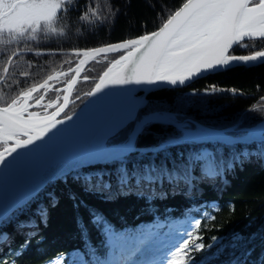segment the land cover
Wrapping results in <instances>:
<instances>
[{"label":"trees","instance_id":"16d2710c","mask_svg":"<svg viewBox=\"0 0 264 264\" xmlns=\"http://www.w3.org/2000/svg\"><path fill=\"white\" fill-rule=\"evenodd\" d=\"M184 2L73 0L58 22L62 33L53 34L42 28L36 41L25 38L9 42L5 38V44L0 45V74L17 49L81 50L132 39L160 28ZM92 9L96 15H90L86 21L80 19ZM245 44L248 46L244 47ZM255 51H264V39L242 42L230 53L247 55ZM126 52L127 49L102 55L85 69L74 90V101L63 117L82 105L111 62ZM81 57L70 53L37 56L31 52L16 56L5 83L0 85V95L4 97L0 105L6 106L22 89L42 83L55 72H67ZM24 71L30 75H21ZM65 74L49 81L51 86L47 90L33 93L31 104L36 103L37 96L44 98L31 107V112L45 115L59 107L67 86L65 81L75 73ZM85 76L89 79L84 80ZM212 86L216 91H210ZM50 102L53 106L46 107ZM150 112L168 114L189 128L231 129V135H244L247 128L264 119V62L229 67L188 87L151 93L136 118L106 143L128 141L135 125ZM181 135L175 125L150 121L142 126L134 143L137 147H155ZM152 168L157 170L154 180L137 187L136 179ZM122 170L130 177L129 188L118 186ZM169 175L181 179L169 182ZM90 177H103L111 188L99 184L93 188L86 184ZM94 213L103 217V224L93 222ZM197 222L199 228L195 227ZM3 226L12 235L10 243L0 249V259L6 264H106L109 233H114L119 244L125 246L129 242L122 237H137L151 231L162 237L161 243L174 240L168 261L188 232L202 236L205 244L212 243L213 236L252 234L246 246L235 253L229 248L218 259L208 255L215 247L193 252V264H205L206 256L210 264H229L233 255L240 264H264V140L235 144L181 141L163 151L132 152L120 159L77 168L49 182L28 203L6 217ZM161 243L141 246L123 264L153 262L163 252Z\"/></svg>","mask_w":264,"mask_h":264},{"label":"snow or ice","instance_id":"6c2138e0","mask_svg":"<svg viewBox=\"0 0 264 264\" xmlns=\"http://www.w3.org/2000/svg\"><path fill=\"white\" fill-rule=\"evenodd\" d=\"M73 0H0V45L5 44V37L9 42L22 41L25 38L31 41L38 39L37 33L45 29L49 33L60 34L63 28H58V22L62 21L67 6ZM96 15V10L85 11L80 19L88 20L89 16ZM264 39V0H186L182 6L172 14L158 31L146 34L135 40H129L120 44L108 45L89 50H74L73 55L80 59L75 69H71L75 75L67 79L64 91L71 93L77 83L76 77L84 70L86 61L96 59L101 53L120 51L127 49L126 55L120 56L111 62L103 72L94 90L87 93L93 96L103 88L111 84L148 83L164 81L172 85L185 84L193 77L206 71L216 70L229 65L231 62H264V51H255L251 55L237 56L229 53L233 44H240L245 38ZM247 47L248 45H243ZM23 49H17L8 57L7 64L10 66L14 57L19 56ZM55 55V52L35 51V55ZM99 62V61H97ZM70 63V62H69ZM9 67L3 68L0 76V85L5 83ZM21 75L28 77L29 72L24 71ZM65 73L55 72L49 75L42 83L33 84L27 89H22L20 94L12 99L6 106H0V165L5 164L8 156L17 152V149L26 148L36 140L42 139L52 129L63 121L56 119L60 112L67 107L69 97H63V105L56 108L50 115L39 119L38 113L27 112L29 107L27 100L39 89L47 90L58 77ZM89 77L85 76L84 80ZM209 91V89H206ZM210 91H216L212 86ZM43 95L35 98L39 105ZM4 97L0 95V100ZM50 102L46 107H52ZM261 110V109H256ZM27 112L28 118H25ZM71 119V117H67ZM21 133L26 139H21ZM14 141V143H9ZM170 139L162 142L165 147L170 146ZM157 170L152 168L149 172L135 181L137 187L144 181L152 182L153 173ZM159 179V177H156ZM180 177L168 176L169 182H179ZM121 188L131 187V181L125 170L121 171L117 178ZM86 184L93 188L99 184L105 189H110L111 184L106 183L103 177L86 178ZM94 223L103 224L104 219L98 214H93ZM199 222L195 227L199 228ZM182 243L176 245L171 253L169 264H193V252H203L215 247V251L208 255L214 258L222 256L229 248L233 250L246 246L251 242L252 234H233L230 238L213 236L212 243L205 244L203 237L188 232ZM23 247V245L21 246ZM188 258L185 260V258ZM205 264H210L208 257H204ZM0 264L6 262L0 259ZM229 264H240L239 258L233 255Z\"/></svg>","mask_w":264,"mask_h":264},{"label":"water","instance_id":"95a60500","mask_svg":"<svg viewBox=\"0 0 264 264\" xmlns=\"http://www.w3.org/2000/svg\"><path fill=\"white\" fill-rule=\"evenodd\" d=\"M158 30L159 28L153 32ZM141 36L99 47L120 44L129 40L138 39ZM248 40L252 39L246 37L241 42ZM237 45L238 44H233V46L229 49V53ZM123 50L125 49H121L120 51ZM35 51L36 50L23 49L21 54L25 52L35 54ZM40 51L72 54L74 50ZM120 51L101 53L95 60L102 55ZM126 53L123 55H126ZM80 59H84V57L82 56ZM95 60L89 58L86 61L83 66L84 70L78 77H76L77 83L73 86L72 92L68 93L65 91L64 96L68 95L69 97L67 107L56 117V119L62 120L63 123L52 129V131L46 136H43L42 139L34 141L33 144L27 146L26 148L17 149V152L7 157L5 164L0 165V229H2L3 221L6 217L29 202L33 196H36L38 192L42 188H45L49 182L57 180L77 168L104 163L106 161L124 156L126 153L138 151L146 153L160 150L162 145L155 147H137L134 144L135 138L142 126L150 121L166 122L175 125L179 130H181V136L171 138L173 144L181 141H193L198 143L222 142L224 144H235L264 140V119L256 125L247 128L244 135H231L228 133L230 129H217L205 126L189 128L179 122H176L168 114L150 112L144 115L135 125L127 142L124 144L106 145V141L109 138L117 134L134 120L137 111L140 107L146 104L148 96L151 93L162 89L188 87L197 80L218 73L226 68L251 66L262 63V61L231 62L229 65L220 67L216 70L203 72L182 85L179 83L172 85L164 81H157L152 84L109 83L108 86L103 88L101 92L96 93L93 96L88 95L82 105L75 112L66 117H62L63 113L74 101L72 99L74 90L85 69ZM77 64L71 69H75ZM6 66L10 67L8 64ZM71 69L67 72L71 71ZM93 90L94 88L91 91ZM29 99L27 100V103ZM61 105H63V101L59 106ZM55 111L56 109L53 112ZM52 113L45 115H50ZM45 115H39L38 118L42 119ZM69 116L71 119H67ZM25 118L27 119L28 116L25 115ZM21 136V139H26L22 133ZM9 143H14V141H10Z\"/></svg>","mask_w":264,"mask_h":264},{"label":"rangeland","instance_id":"374dc122","mask_svg":"<svg viewBox=\"0 0 264 264\" xmlns=\"http://www.w3.org/2000/svg\"><path fill=\"white\" fill-rule=\"evenodd\" d=\"M234 55H236V54H234ZM30 100H31V98L28 101L29 107H28L27 112H31L30 107H33L36 105V103L31 104ZM27 112H25V115H27ZM119 144H122V143H119ZM109 145H117V144H109ZM202 151L206 152L207 150L203 149ZM122 238L126 239L130 243H134L137 246L154 245L155 243H158V242L161 243L160 240L162 239L161 236H156V233L154 231H151V232L146 233V234H142L139 237H135L134 235H127V236L122 237ZM117 239H118V237H116L114 233L110 234V236H109L110 250L108 252L107 264H119L120 261H122L123 259H125L129 255L128 253H131L134 251L133 250L134 248H132L131 250H127L124 247H120L118 245ZM172 241H174V240H172ZM172 241L168 240V241H165L161 244H163L164 246H166L168 248H171L172 247ZM149 264H169V262L167 263L166 259H158V260H154L153 262H151Z\"/></svg>","mask_w":264,"mask_h":264},{"label":"bare ground","instance_id":"6f19581e","mask_svg":"<svg viewBox=\"0 0 264 264\" xmlns=\"http://www.w3.org/2000/svg\"><path fill=\"white\" fill-rule=\"evenodd\" d=\"M141 108V107H140ZM139 108V109H140ZM138 112H139V110L137 111V113H136V116H137V114H138ZM136 116H135V118H136ZM134 118V119H135ZM142 119V118H141ZM132 122V121H131ZM130 122V123H131ZM129 123V124H130ZM128 124V125H129ZM59 125H61V124H58L57 126H59ZM127 125V126H128ZM126 126V127H127ZM125 128V127H124ZM123 128V129H124ZM134 129V128H133ZM231 130V129H230ZM139 133V132H138ZM20 138H22V136L20 137ZM177 138V137H176ZM110 139V138H109ZM108 139V140H109ZM136 139V138H135ZM107 140V141H108ZM168 140V139H167ZM106 141V142H107ZM127 142V141H126ZM125 143V142H124ZM124 143H122V144H124ZM135 144V143H134ZM106 145H108L107 143H106ZM158 145H162V147H164V145L162 144V142L160 143V144H158ZM157 145V146H158ZM136 146V145H135ZM171 146H173V143L170 145V146H167V147H165V148H168V147H171ZM2 150V149H1ZM139 152V151H138ZM140 153H145V152H140ZM146 153H152V152H146ZM126 154H129V153H126ZM125 154V155H126ZM123 156H121V157H119V158H117V159H120V158H122ZM112 160H115V159H112ZM112 160H109V161H112ZM106 162H108V161H106ZM105 163V162H104ZM85 167H88V166H85ZM80 168H83V167H80ZM42 189H44V188H42ZM41 189V190H42ZM40 190V191H41ZM39 191V192H40ZM38 192V193H39ZM33 197H35V196H33ZM28 203V202H27ZM16 221H18V220H16ZM15 221V222H16ZM26 221V220H25ZM25 230V229H24ZM32 232V231H31ZM29 234H30V231H29ZM110 234H112V233H109L108 235H107V242H108V245H109V247H110V242H109V236H110ZM11 237H12V235H11V233H10V231H8V229H7V227H5V226H3L2 227V229H0V249L2 248V246L3 245H5V244H8V243H10V241H11ZM118 240V239H117ZM118 245L120 246V247H124L125 249H127V250H130V249H132V248H134L133 250L135 251L136 249L138 250L139 248H141V246H137V245H135L134 243L132 244V243H130L129 242V244L128 245H125V246H122V245H120L119 244V241H118ZM172 245H174V243H172ZM110 250V249H109ZM134 251L133 252H131V254L130 255H132L133 253H134ZM169 252H170V248H168V247H166V246H164L163 245V252H161V254H159V255H157V257L155 258V260H158V259H166V261H167V263L169 262L168 261V259H169ZM129 254V253H128ZM129 255V256H130ZM107 259H108V255H107ZM128 258H125V259H123L122 261H120L119 262V264H123V262H126V260H127ZM106 264H107V261H106Z\"/></svg>","mask_w":264,"mask_h":264}]
</instances>
